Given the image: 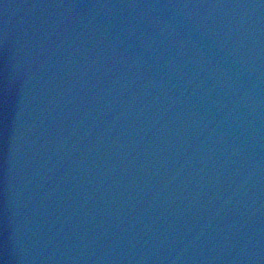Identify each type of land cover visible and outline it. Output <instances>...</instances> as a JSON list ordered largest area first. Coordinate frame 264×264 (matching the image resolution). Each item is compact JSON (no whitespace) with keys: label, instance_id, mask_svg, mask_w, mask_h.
Returning a JSON list of instances; mask_svg holds the SVG:
<instances>
[{"label":"water","instance_id":"water-1","mask_svg":"<svg viewBox=\"0 0 264 264\" xmlns=\"http://www.w3.org/2000/svg\"><path fill=\"white\" fill-rule=\"evenodd\" d=\"M0 264H264V0H0Z\"/></svg>","mask_w":264,"mask_h":264}]
</instances>
